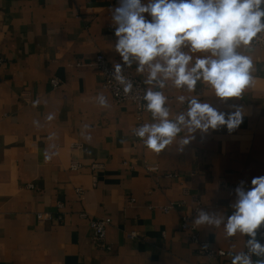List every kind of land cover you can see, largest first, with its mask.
<instances>
[{"label":"crops","instance_id":"crops-1","mask_svg":"<svg viewBox=\"0 0 264 264\" xmlns=\"http://www.w3.org/2000/svg\"><path fill=\"white\" fill-rule=\"evenodd\" d=\"M116 6L118 0H0V264H207L183 217L196 218L198 206L230 216L240 182L248 190L253 177L264 176V49H238L252 57L255 77L238 101L222 102L202 82L192 93L171 81L154 88L168 97L173 119L187 108L180 95L225 112L236 102L248 113L231 134L226 127L197 131L181 145L185 130L155 153L134 135L136 106L118 103L94 65L99 53L112 66L123 63L114 50ZM182 50L192 63L205 55ZM136 67L133 61L144 81L147 71ZM152 122L147 111L145 123ZM103 217L112 219L111 250L93 239L90 220ZM200 234L216 249L245 251L246 235L227 238L223 225L200 226Z\"/></svg>","mask_w":264,"mask_h":264},{"label":"clouds","instance_id":"clouds-1","mask_svg":"<svg viewBox=\"0 0 264 264\" xmlns=\"http://www.w3.org/2000/svg\"><path fill=\"white\" fill-rule=\"evenodd\" d=\"M112 21L117 37L114 50L123 62L113 65L114 80L127 95L133 83L123 74L124 66L130 68L135 61L137 73L147 71L144 83L149 87L142 99L155 122L134 129V135L149 150L160 153L185 130L189 135L181 145L195 139L197 131L207 135L226 127L231 134L242 125L248 114L242 104L232 102L225 112L197 96H178L179 103H187L186 111L170 118L168 97L154 88L164 89L165 82L171 81L174 88L192 93L202 82L224 103L242 99L255 77L252 57L238 49L250 48L264 33V0H118ZM184 47L205 55H197L192 63L193 56ZM97 99L101 106H109L104 95ZM240 184L230 216L199 210L193 222L196 226L223 225L227 238L237 233L249 237L247 253H229L231 264H254L253 255L260 258L255 264H264V245L256 239L257 230L264 225V176L253 177L248 190L242 186L244 181Z\"/></svg>","mask_w":264,"mask_h":264},{"label":"built area","instance_id":"built-area-1","mask_svg":"<svg viewBox=\"0 0 264 264\" xmlns=\"http://www.w3.org/2000/svg\"><path fill=\"white\" fill-rule=\"evenodd\" d=\"M254 45H256L259 48L264 49V33L260 34V37L257 38L254 42ZM6 63V59L3 56H0V66H3ZM94 65L103 73L104 75V87L109 89L116 99L118 103H133L136 106V121H137V128L145 124V113L147 110L145 109L144 105L146 104L145 101H143L142 97L144 95V92L148 88V86L144 83V81L138 77H136L131 67L124 66L123 74L125 77L132 81L133 88L131 93L125 94L123 92V85L119 84L117 81L113 78V72L114 68L110 61L107 59V57L103 53H99L95 59ZM52 84L55 87H58L61 85V81L58 78L52 79ZM78 164H74V167H78ZM78 192L82 193V190L79 189ZM60 208L64 206L63 203H59L58 205ZM174 204H170L166 207H164L165 211L169 212L173 208ZM199 206L196 209V212L199 211ZM52 218L53 216L46 213H38V217L40 219L45 217ZM62 214H59L56 218L62 219ZM194 219L190 216H184L182 221V227L183 229L189 231L190 233V239L193 243L199 245V252L208 255L211 260L207 264H231V256L229 255L228 251L224 249H216L212 247L210 241L204 240L201 237L200 234V226L194 225ZM112 224V219L110 217H103V218H93L90 220L91 229L93 231V239L96 245L102 249L111 250L112 247L108 243L107 240V230L108 227ZM137 236L136 232H130L128 233V237L133 238ZM249 239V237L246 235L245 237V253L248 252V249L246 247V242ZM256 239L264 245V225L260 229L257 230V236ZM223 253V255H221ZM230 256L229 260L224 261V257ZM260 259L256 257L255 255L252 256V260L255 262Z\"/></svg>","mask_w":264,"mask_h":264}]
</instances>
